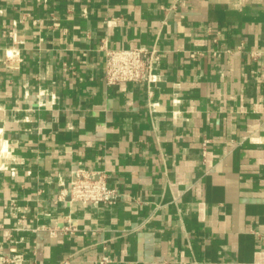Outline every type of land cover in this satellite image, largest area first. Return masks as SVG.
<instances>
[{
	"label": "crops",
	"instance_id": "1",
	"mask_svg": "<svg viewBox=\"0 0 264 264\" xmlns=\"http://www.w3.org/2000/svg\"><path fill=\"white\" fill-rule=\"evenodd\" d=\"M104 46L162 80L109 85ZM0 164V264H264V0H0ZM80 165L120 198H59Z\"/></svg>",
	"mask_w": 264,
	"mask_h": 264
},
{
	"label": "built area",
	"instance_id": "2",
	"mask_svg": "<svg viewBox=\"0 0 264 264\" xmlns=\"http://www.w3.org/2000/svg\"><path fill=\"white\" fill-rule=\"evenodd\" d=\"M86 14V11L84 12ZM11 31L12 36L17 41L16 26ZM104 79L109 85H120L126 82L145 83L150 93L162 80V76L157 71V65L162 59V53L156 47L136 46L129 48H109L104 46ZM18 54L14 48L10 53L11 56ZM258 54V53H257ZM50 99H45V93L40 92L37 97L40 105L47 106L56 101L57 95L50 92ZM150 107L153 111L159 110L157 102H151ZM4 168V164H0ZM59 198L72 201L98 202L104 204H113L121 196V192L116 187L108 184V174L102 169H92L84 165L78 166L72 171L71 179L66 185L61 182ZM20 207L14 202L10 204V210L13 216L20 223L19 228L28 227L19 214ZM52 233H73L78 230L75 223L68 221L63 225L54 224L48 227ZM38 230V228H34ZM2 261L5 264H22L24 261L22 253L3 255ZM113 258L104 253L100 258V264H112Z\"/></svg>",
	"mask_w": 264,
	"mask_h": 264
}]
</instances>
